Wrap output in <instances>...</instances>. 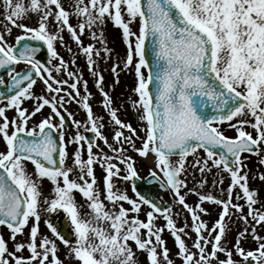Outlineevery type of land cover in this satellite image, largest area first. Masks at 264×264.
I'll return each instance as SVG.
<instances>
[{"label":"snow or ice","instance_id":"6c2138e0","mask_svg":"<svg viewBox=\"0 0 264 264\" xmlns=\"http://www.w3.org/2000/svg\"><path fill=\"white\" fill-rule=\"evenodd\" d=\"M0 8V69L8 77L0 75V227L9 233L8 239L0 233V264H175L165 230L181 264H264L258 232L264 229V199L251 186L264 182V171L253 175L248 167L254 155L264 168V0H72V10L62 0H0ZM106 20L122 29L126 43L124 56L111 66L110 87L120 83L121 72L134 77L129 99L135 127L119 117L123 106H113L98 69V62L112 58ZM14 28L22 34L11 43ZM65 30L85 58L107 122L93 112L88 80L72 70L78 55L65 61L57 50L58 43L67 47ZM86 31L101 47L83 43ZM34 42L46 45V63ZM21 63L25 68L17 71ZM38 80L44 86L39 95ZM71 103L86 115L77 120L67 113L69 128L62 110ZM46 107L50 111L42 115ZM37 115L41 119L29 127ZM109 126L112 143L103 131ZM69 145L76 146L71 154ZM130 151L152 158L149 182L168 189L175 204L162 207L138 190ZM96 167L103 170L102 188ZM213 169L215 194L204 190ZM197 171L201 179L189 187L188 177ZM114 178L131 183L134 197ZM191 195L194 206L187 202ZM205 203L219 208L211 225L203 219L211 215ZM160 217L166 227L157 224ZM233 217L245 225L234 243L228 240ZM249 240L251 249L244 246Z\"/></svg>","mask_w":264,"mask_h":264},{"label":"rangeland","instance_id":"374dc122","mask_svg":"<svg viewBox=\"0 0 264 264\" xmlns=\"http://www.w3.org/2000/svg\"><path fill=\"white\" fill-rule=\"evenodd\" d=\"M62 2L64 3L66 9L72 10V0H62ZM2 13H3V9L0 8V28H2V25L5 22L4 21V15ZM26 22L30 23V24L34 23V18H33V20H29V21H26ZM70 22L73 24V26H76L78 21H77L76 17L70 16ZM131 27H132L133 31H136L137 27H138V21L137 22H133ZM13 30L18 31L19 29H15L14 28ZM15 31H14V33H15ZM103 31H104V40L106 41L107 46L112 50V58L111 59H106L104 61L98 62V69H102L104 71L105 82H106L105 90L109 91L110 95H112V97H113V99L115 101V103L113 105L114 107L120 108L121 105L123 106V108L118 112L119 117L122 120L126 121V122H131L133 124V126L135 127V126H137V119H136V115H135L134 109H132L130 107L131 100L129 99V95H130V91L129 90H130V88L132 87V85L134 83V77L131 74L127 73V72H121L120 76H119L120 83L115 85L114 90H112V88L110 87L111 85L114 84V75L111 72V66H112L113 63H117L118 62V57H123L124 53L126 51V43H125V41L122 38V29H120L119 27L114 26L111 20H106V22H105V24L103 26ZM63 35H64V33H63ZM95 44H96L97 47H101V45L99 43H97L96 41H95ZM69 54L74 55V57L76 55H79L80 53L78 54L77 46H76V48L74 47L71 52L67 53V55H69ZM79 64H80L81 68L83 69V71L79 70V68H77V69L72 68V70L73 71L82 72L83 73V79L88 80L89 89H90V91L92 93V96L90 97V101L89 102H90V104H91V106L93 108V112H94V114L96 115L97 118L103 117L104 121L107 122L110 119V117L108 116L107 111L101 106L102 96H101V94L97 91V89L94 86L93 77L91 76L90 72L87 69V66H86V63H85V58H84L83 55L79 58ZM59 75L60 74H57V76H59ZM91 85H92L93 90L91 89ZM81 88H82L81 90H83V86L82 85H81ZM94 90H95V93L93 92ZM26 106H29V103H27ZM79 113L85 119V115L86 114H85L84 110L83 111L80 110ZM8 115L11 118L14 115V113L12 111H9ZM31 124H32V122H30L29 127L31 126ZM103 131H104V134L108 136L109 142L112 143L113 142L112 141L113 128L111 126H109V127H106L105 129H103ZM141 135H143V133H141ZM229 135H234V133L230 132ZM0 143H2V141H0ZM99 143H100V146L104 149V152H106L109 155H111L109 149L107 147H105L101 141H99ZM136 144H137L138 147L141 146L140 140H137ZM126 147H128V146L126 145ZM68 151L71 154L74 150L73 149H68ZM94 151H95V149H94ZM84 152H85V150H84ZM84 154H85L84 158L86 159L87 158V154L86 153H84ZM129 154H131L134 157V159L136 160V167H137L139 176L140 177L144 176L145 175L144 173L146 171H149L150 167H152V165L151 164H147L144 161V158L140 157L134 151H130ZM200 155L203 156L204 153L201 152ZM141 158H142V160H141ZM70 161H71V159H69L68 162H70ZM191 162H192V159L190 157L189 158V163H191ZM251 163H254V162H251ZM32 167L33 166L31 164L28 165L29 170H31ZM120 167L123 168V165H120ZM252 167H254V165H252L250 168H252ZM216 171H217L216 169H213V173L207 174L208 184L205 186V189H204L205 191L213 192L214 194H215V189L213 188V185H212L211 181L213 180L214 174L216 173ZM255 171H256L255 172V174H256L258 171H264V168H260L258 165H256V170ZM95 172H96V175H97L98 184L102 188L103 187V180H102V172H103V170L100 167H96L95 168ZM199 179H201V177H200L199 172L197 171L196 174H195V177H193L191 175L188 177V186L189 187H193L194 186L193 181L194 180L199 181ZM114 182L118 185V187L126 188V190L128 191V194L130 196L134 197V194L132 193V190L130 189L129 183L125 184L124 181L116 179V178H114ZM256 182L258 184L256 189L260 190L259 191V195H260V197L262 199H264V182H261L259 180H256ZM251 185H253V184H251ZM50 187H51L50 182L45 180L44 181L45 195L48 194V192L50 190ZM76 198H77V200L83 202V198L80 196L79 193L76 194ZM161 200L162 201H166V202L176 203L172 199V193L171 192L165 194L161 198ZM196 201H197V197L194 196V195L189 196L188 199H187V202L190 205H193V206H194ZM125 207H128V205L125 204ZM204 207L209 209V211L211 212V215L210 216H204L203 219L208 221L209 224L211 225V223L217 217L216 214H217V211L219 210V208L214 206V205H212V204H210V203H205ZM147 211H148V209L145 208L144 211H142L140 213V218L141 219H146L145 213ZM177 211H180V206H178V205H177V207H175L173 209L174 213L177 212ZM246 211H247V209L245 208V212ZM184 215L188 216L186 210H184ZM174 218L177 219L178 224H182L184 222L182 219H179L177 217H174ZM233 221L234 222H232L230 224V231L228 233V240L231 241L232 243L235 242L234 234L237 235L238 231L242 230V229H240L241 226L245 227L243 222L237 220L235 217H233ZM188 222L191 223L190 217L188 218ZM157 224L160 227H166L165 221H164V219L162 217L158 218ZM41 229H42V231H45V232L47 231V229L44 228L43 223H41ZM258 232L260 233V235H264V229L258 228ZM0 233H3L5 238L8 239L9 233H8V231L5 228L0 227ZM170 236L172 237L170 232L165 230L164 233H163V239H165L167 241L168 246L170 247V249L172 251V256L175 259V264H181V261L178 258H175V251L176 250H175L174 247H172L173 238L171 239ZM192 236H193V239H195V235L192 234ZM250 243H251V245H250ZM244 246H245V248H248V247L250 248V247H254L255 245L251 242V240H249V242L246 243ZM221 258H223V257H221ZM234 258L237 259V260L240 259V257H238V256H236ZM139 259L141 261H143V259H144L143 255H140Z\"/></svg>","mask_w":264,"mask_h":264},{"label":"flooded vegetation","instance_id":"af4514ba","mask_svg":"<svg viewBox=\"0 0 264 264\" xmlns=\"http://www.w3.org/2000/svg\"><path fill=\"white\" fill-rule=\"evenodd\" d=\"M3 14V13H2ZM14 31L15 30H13V32H12V39L10 40V42L11 43H14L15 42V37L17 36V35H20V34H22L21 33V30H18V31H15V33H14ZM70 40H71V38H70ZM69 40V41H70ZM68 41V40H67ZM68 41V42H69ZM40 45V44H39ZM38 45V46H39ZM46 46V45H45ZM57 46V50H58V52L60 53V55L61 56H63L64 58H65V52H63L62 50H59L60 48H61V44H59L58 43V45H56ZM41 48H42V46H40ZM42 54H38V58L40 57L41 58V60H43V58H44V56H41ZM54 63H55V61H54ZM25 68V65L23 64V63H21L18 67H17V71H21V70H23ZM0 75H5V79L7 80L8 79V77H7V75H6V73H5V71L4 70H0ZM70 90V89H69ZM34 91H35V93L37 94V95H39V94H41L43 91H44V86H43V84H42V82L41 81H37V84L34 86ZM29 104H30V107H32V105H33V101H29ZM83 111L81 108H79L78 107V105L76 104V103H71V104H66L65 105V110H62V112H63V114H66L67 115V113H73V115H74V117H75V119H77V120H83L84 119V117L79 113V111ZM50 111V109L49 108H45L44 110H43V112H42V115H47L48 114V112ZM41 119V115H37L36 117H35V119L33 120V121H31L32 122V124H31V126L33 125V124H35L36 122H38L39 120ZM67 121L70 123V124H68V127L69 128H71L72 127V125H71V119L68 117V115H67ZM30 126V127H31ZM72 131L74 132L75 131V129L73 128L72 129ZM82 131H83V129H82ZM90 133V132H89ZM91 134H93V133H91ZM94 135V134H93ZM67 139V138H66ZM98 142V141H97ZM86 146V145H85ZM75 145H69V147H68V149H73V150H75Z\"/></svg>","mask_w":264,"mask_h":264},{"label":"water","instance_id":"95a60500","mask_svg":"<svg viewBox=\"0 0 264 264\" xmlns=\"http://www.w3.org/2000/svg\"><path fill=\"white\" fill-rule=\"evenodd\" d=\"M150 178L147 179V181H149ZM137 185H138V190L142 191V192H150L152 195V198L156 201V197L159 196L163 190H160L159 192H154L152 190V186L150 184L147 183H140L138 180L136 181ZM157 203V202H156ZM158 204V203H157ZM159 205V204H158Z\"/></svg>","mask_w":264,"mask_h":264},{"label":"bare ground","instance_id":"6f19581e","mask_svg":"<svg viewBox=\"0 0 264 264\" xmlns=\"http://www.w3.org/2000/svg\"><path fill=\"white\" fill-rule=\"evenodd\" d=\"M147 163L151 164L152 163V158L150 157L149 159L145 160Z\"/></svg>","mask_w":264,"mask_h":264}]
</instances>
